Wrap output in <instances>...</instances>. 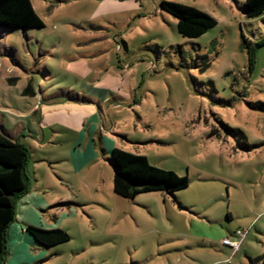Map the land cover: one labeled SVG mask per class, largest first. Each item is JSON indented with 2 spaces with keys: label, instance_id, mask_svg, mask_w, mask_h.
<instances>
[{
  "label": "rangeland",
  "instance_id": "rangeland-1",
  "mask_svg": "<svg viewBox=\"0 0 264 264\" xmlns=\"http://www.w3.org/2000/svg\"><path fill=\"white\" fill-rule=\"evenodd\" d=\"M30 1L45 27L0 33V112L7 129L24 125L29 190L38 185L47 202L34 227L71 239L27 250L14 237L7 264H252L246 255L264 256L256 230L264 233V14L248 19L246 0ZM164 2L218 24L183 38ZM30 82L35 96L24 93ZM101 137L188 176V188L176 201L117 196L113 148L103 156ZM238 230L247 233L236 255L212 239Z\"/></svg>",
  "mask_w": 264,
  "mask_h": 264
},
{
  "label": "trees",
  "instance_id": "trees-1",
  "mask_svg": "<svg viewBox=\"0 0 264 264\" xmlns=\"http://www.w3.org/2000/svg\"><path fill=\"white\" fill-rule=\"evenodd\" d=\"M160 6L177 20V31L183 38H200L218 24L214 17L194 7L171 2H164ZM243 12L248 19L261 17L264 14V0H246ZM44 27V22L30 0H0L1 36L6 32ZM24 93L34 95L31 82ZM255 148L256 145L242 144L240 149L250 152ZM29 158L30 151L25 145L0 131V264H6L9 256L8 232L16 219L17 202L29 191ZM110 162L114 173V193L127 200H135L141 194L158 192L176 201L175 193L186 190L190 183L188 176L182 177L173 171L155 167L147 157L123 149L114 148ZM178 205L182 208L181 203L178 202ZM26 232L36 248H54L71 239L61 229L44 230L28 226ZM263 258L250 259V262L254 264Z\"/></svg>",
  "mask_w": 264,
  "mask_h": 264
},
{
  "label": "crops",
  "instance_id": "crops-1",
  "mask_svg": "<svg viewBox=\"0 0 264 264\" xmlns=\"http://www.w3.org/2000/svg\"><path fill=\"white\" fill-rule=\"evenodd\" d=\"M7 114H8V112H0V131L5 132L12 140H15V141L17 140L18 142L24 144V141L21 139V137H22L21 133L24 132V125L22 124V122H18L15 126V129H13L12 131L7 129L5 127L6 125L4 124V120H5ZM90 134H92V133L90 132ZM101 144L107 149L106 151H105V149L102 150L103 156H105L104 154H107L109 144H111V148L114 149V142L107 137H104V138L101 137L100 145ZM27 172H28V170H27ZM40 191H41V189L39 188V186L35 185V186L31 187V189L28 191V193L26 195H24L17 202L16 219H15L14 223L11 225L9 232H8V240H11L14 237H17L20 240V242L23 243L22 244L23 247L27 250H28V246H31L33 248H36V247H35L33 241L31 240V238L29 237V235L27 234L26 228L28 226H35L34 222H36V220L39 218V211L47 205V202L44 199L42 201V199H41L42 196L40 195V193H41ZM259 215L263 216L264 213L261 212ZM229 216H230L229 220H232V215L230 213H229ZM192 222L195 226L197 224L207 226V225H205L204 221L198 220L197 218L194 219ZM255 226H257V225H254L253 227L255 228ZM24 228H25V230H24ZM256 230L261 235L264 234L263 232L259 231L258 227ZM214 233H215V235L212 236V239L217 240L218 244L222 245V247L227 248L228 250H230L232 252V250L229 247L224 246L222 244V240H224L228 237V236H226L225 232L224 231H218V232H214ZM232 237H234V235H232ZM16 252H17L16 249L13 250L12 255L17 256L21 262L22 261L27 262V259L23 255L22 250H18V253H16ZM232 254H233V252H232ZM246 256L250 260V256H248V255H246ZM7 260H8V258H7ZM11 260L12 259H9L8 264L12 263ZM6 264H7V261H6Z\"/></svg>",
  "mask_w": 264,
  "mask_h": 264
},
{
  "label": "built area",
  "instance_id": "built-area-1",
  "mask_svg": "<svg viewBox=\"0 0 264 264\" xmlns=\"http://www.w3.org/2000/svg\"><path fill=\"white\" fill-rule=\"evenodd\" d=\"M245 233H247L246 230H238L236 232L237 237H235V239L226 238V239L222 240V244L224 246L229 247L232 250L233 254H235L240 250V245H241L240 240L236 239V238L243 237L245 235Z\"/></svg>",
  "mask_w": 264,
  "mask_h": 264
}]
</instances>
